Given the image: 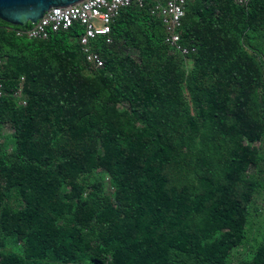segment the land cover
I'll return each mask as SVG.
<instances>
[{
	"label": "trees",
	"instance_id": "obj_1",
	"mask_svg": "<svg viewBox=\"0 0 264 264\" xmlns=\"http://www.w3.org/2000/svg\"><path fill=\"white\" fill-rule=\"evenodd\" d=\"M152 4L91 41L101 68L81 24L28 38L0 18V264H234L250 245L264 0H191L188 55ZM251 249L239 264H264V232Z\"/></svg>",
	"mask_w": 264,
	"mask_h": 264
},
{
	"label": "built area",
	"instance_id": "obj_2",
	"mask_svg": "<svg viewBox=\"0 0 264 264\" xmlns=\"http://www.w3.org/2000/svg\"><path fill=\"white\" fill-rule=\"evenodd\" d=\"M148 0H82L69 6H58L49 9L36 23L16 30L18 36L28 38L49 37L51 32L68 30L75 24H81L84 32L80 36V44L88 63L96 68L104 66L101 55L92 48L91 41L103 35L111 42V25L120 10L133 3L143 5ZM152 14L162 19L166 28V42L181 54L188 55L190 49L181 43L180 28L186 14L187 4L191 0H151ZM238 4H247L251 0H235ZM194 50V49H193ZM3 59L0 55V68ZM24 79V78H23ZM5 95L4 85L0 79V99ZM20 103L26 104L22 91L15 93Z\"/></svg>",
	"mask_w": 264,
	"mask_h": 264
},
{
	"label": "water",
	"instance_id": "obj_3",
	"mask_svg": "<svg viewBox=\"0 0 264 264\" xmlns=\"http://www.w3.org/2000/svg\"><path fill=\"white\" fill-rule=\"evenodd\" d=\"M82 0H0V18L12 25L34 24L52 7L69 6Z\"/></svg>",
	"mask_w": 264,
	"mask_h": 264
},
{
	"label": "rangeland",
	"instance_id": "obj_4",
	"mask_svg": "<svg viewBox=\"0 0 264 264\" xmlns=\"http://www.w3.org/2000/svg\"><path fill=\"white\" fill-rule=\"evenodd\" d=\"M262 153H264V140L260 144ZM264 181V162L260 170L257 172ZM255 207L248 225V234L251 239L250 245L247 248H242L233 256V263L239 264L242 262L252 250L253 245H256L262 239L264 232V189L256 196Z\"/></svg>",
	"mask_w": 264,
	"mask_h": 264
}]
</instances>
